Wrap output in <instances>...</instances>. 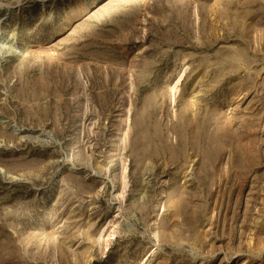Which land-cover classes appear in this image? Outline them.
Returning a JSON list of instances; mask_svg holds the SVG:
<instances>
[{
  "label": "rangeland",
  "instance_id": "374dc122",
  "mask_svg": "<svg viewBox=\"0 0 264 264\" xmlns=\"http://www.w3.org/2000/svg\"><path fill=\"white\" fill-rule=\"evenodd\" d=\"M0 264H264V0H0Z\"/></svg>",
  "mask_w": 264,
  "mask_h": 264
}]
</instances>
